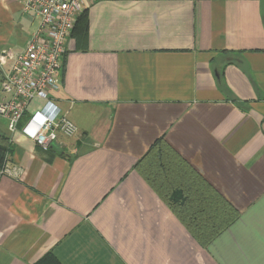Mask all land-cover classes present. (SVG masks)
I'll list each match as a JSON object with an SVG mask.
<instances>
[{
    "label": "crops",
    "instance_id": "0c3cea01",
    "mask_svg": "<svg viewBox=\"0 0 264 264\" xmlns=\"http://www.w3.org/2000/svg\"><path fill=\"white\" fill-rule=\"evenodd\" d=\"M36 26L0 0V83ZM63 64L74 136L35 144L42 99L0 118V264H264V0H97ZM160 138L238 212L207 246L134 169Z\"/></svg>",
    "mask_w": 264,
    "mask_h": 264
},
{
    "label": "built area",
    "instance_id": "2783aa9c",
    "mask_svg": "<svg viewBox=\"0 0 264 264\" xmlns=\"http://www.w3.org/2000/svg\"><path fill=\"white\" fill-rule=\"evenodd\" d=\"M97 0H22L24 13L37 17V26L24 49L12 60L0 83V118L9 133L18 128L28 104L33 99L45 101L23 127L37 119L32 133L35 144L47 151L58 142L59 136L77 133L75 124L52 101L51 94L61 83L66 41L78 15ZM6 57L0 55V65ZM0 174H13L4 161Z\"/></svg>",
    "mask_w": 264,
    "mask_h": 264
},
{
    "label": "trees",
    "instance_id": "16d2710c",
    "mask_svg": "<svg viewBox=\"0 0 264 264\" xmlns=\"http://www.w3.org/2000/svg\"><path fill=\"white\" fill-rule=\"evenodd\" d=\"M86 12L87 9L78 15L74 26ZM73 30L74 27L70 35ZM9 151V137L0 130V169ZM134 169L202 246L238 217L236 209L162 138L152 143ZM34 264L61 263L47 253Z\"/></svg>",
    "mask_w": 264,
    "mask_h": 264
}]
</instances>
